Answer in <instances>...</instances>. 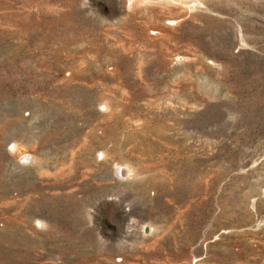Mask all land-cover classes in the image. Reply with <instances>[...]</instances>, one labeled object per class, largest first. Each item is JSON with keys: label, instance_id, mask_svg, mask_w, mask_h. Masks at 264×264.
<instances>
[{"label": "rangeland", "instance_id": "obj_1", "mask_svg": "<svg viewBox=\"0 0 264 264\" xmlns=\"http://www.w3.org/2000/svg\"><path fill=\"white\" fill-rule=\"evenodd\" d=\"M0 264H264V0H0Z\"/></svg>", "mask_w": 264, "mask_h": 264}, {"label": "bare ground", "instance_id": "obj_2", "mask_svg": "<svg viewBox=\"0 0 264 264\" xmlns=\"http://www.w3.org/2000/svg\"><path fill=\"white\" fill-rule=\"evenodd\" d=\"M129 1V5L130 7L138 2H145V1H148V0H128ZM153 228V227H152Z\"/></svg>", "mask_w": 264, "mask_h": 264}]
</instances>
